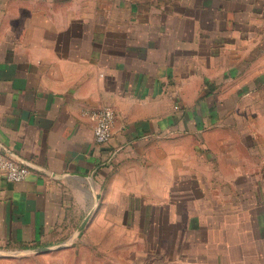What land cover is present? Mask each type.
<instances>
[{
	"label": "crops",
	"instance_id": "0c3cea01",
	"mask_svg": "<svg viewBox=\"0 0 264 264\" xmlns=\"http://www.w3.org/2000/svg\"><path fill=\"white\" fill-rule=\"evenodd\" d=\"M3 147L0 264H264V0H0Z\"/></svg>",
	"mask_w": 264,
	"mask_h": 264
},
{
	"label": "built area",
	"instance_id": "2783aa9c",
	"mask_svg": "<svg viewBox=\"0 0 264 264\" xmlns=\"http://www.w3.org/2000/svg\"><path fill=\"white\" fill-rule=\"evenodd\" d=\"M91 118L94 121V141L97 145H105L111 138L115 112L110 107H102L92 112ZM30 175V168L27 164L17 160L12 152L2 148L0 152V178L10 183L22 182Z\"/></svg>",
	"mask_w": 264,
	"mask_h": 264
},
{
	"label": "rangeland",
	"instance_id": "374dc122",
	"mask_svg": "<svg viewBox=\"0 0 264 264\" xmlns=\"http://www.w3.org/2000/svg\"><path fill=\"white\" fill-rule=\"evenodd\" d=\"M217 194L219 195V193H217ZM236 195H237V193H235L233 196L229 197L228 194L223 193V195L220 198L223 199V200L233 199V198H237ZM238 199H241V195H238Z\"/></svg>",
	"mask_w": 264,
	"mask_h": 264
},
{
	"label": "water",
	"instance_id": "95a60500",
	"mask_svg": "<svg viewBox=\"0 0 264 264\" xmlns=\"http://www.w3.org/2000/svg\"><path fill=\"white\" fill-rule=\"evenodd\" d=\"M23 162V161H22ZM25 163V162H24ZM25 164H27V163H25ZM28 165V164H27Z\"/></svg>",
	"mask_w": 264,
	"mask_h": 264
}]
</instances>
